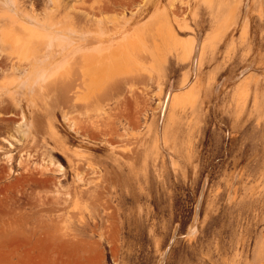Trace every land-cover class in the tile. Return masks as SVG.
Returning a JSON list of instances; mask_svg holds the SVG:
<instances>
[{
	"label": "rangeland",
	"instance_id": "1",
	"mask_svg": "<svg viewBox=\"0 0 264 264\" xmlns=\"http://www.w3.org/2000/svg\"><path fill=\"white\" fill-rule=\"evenodd\" d=\"M19 2L64 31L135 32L120 68L0 40V264H160L176 227L164 264H264V0Z\"/></svg>",
	"mask_w": 264,
	"mask_h": 264
},
{
	"label": "bare ground",
	"instance_id": "2",
	"mask_svg": "<svg viewBox=\"0 0 264 264\" xmlns=\"http://www.w3.org/2000/svg\"><path fill=\"white\" fill-rule=\"evenodd\" d=\"M1 1L3 2L2 4H7V5L12 4V6H10V7H13L12 9L10 7H7L8 9L5 10L6 6L3 7V5L0 4V5H2V8L0 7V10L4 8V10L2 11L3 13L0 11V13H1L0 16H3V15L8 16V18L11 19V20L9 19L8 21H6L7 19L5 20L4 18L1 17V19H2V20H0V40L1 41L5 40L6 38H10L9 40H11L13 42V46L15 47L22 42V35L27 40H33V39H36L39 37H45L47 39V43L49 46L53 45V44H51V42H53V41L58 42L60 40H63L65 42V47L71 48L70 54H72L73 56L80 57L82 60L80 58L79 59L81 60L82 64L87 63L91 59H95L97 62H99L98 60H105L107 63H110L112 60H114L112 67L117 66L120 68L121 67L120 62L127 60L126 58H127L128 54L124 53V51L127 49L126 48L127 46L125 47L127 39L124 40V38H126L127 34H129V37H132L133 33L135 32V30L132 29L133 28L132 27L133 18L128 19L125 23H123L121 26V29L116 31L112 35H109L105 32H96V31H94V32H91V31L82 32V31H79L76 29L71 30V31H64L62 29L56 28L55 25H52L53 22L47 16V12H45L44 16L42 18H40L34 14V10H32V9H30L31 11L26 10L28 8L25 9L24 5L21 4L19 2V0H0V3H1ZM3 19L5 21H3ZM160 19H161V17H160ZM160 19L158 20L159 21L158 24H160V22H161L162 26L160 27V25L157 24V26H159V28L157 27L158 29H155V30L159 31V29H160L161 33L164 30V32L167 34L168 37L177 39L178 34L175 35L176 32L174 30L175 27H174V24L172 22V19L167 14H165V17L163 14L164 22H162V19L161 20ZM16 28L19 31L16 30ZM160 35H164V34L162 33ZM135 36H134V38H135ZM192 38H194V37H192ZM48 39H49V41H48ZM197 43H198L197 40L191 39V38H190V40H185V41L177 39V41H176V44H177L176 46H178V51H177L178 55L177 56L187 59V58H191L192 56L195 55V58H196V50L198 47ZM5 44H7V41ZM5 44H3L2 47H4ZM1 45H2V43H1ZM176 50H177V47H176ZM193 52H194V54H193ZM125 56H126V58H125ZM127 61H126V63H127ZM132 61H133V59H132ZM123 64L125 65L124 62H123ZM101 66H102V69L105 71L106 68L102 64H101ZM40 67H42V66H40ZM38 71L43 72V71H45V69L41 68V69H38ZM27 74H29V76H32V74H34V71L30 70V68H29ZM26 77H27V75H26ZM34 77H36V76L34 75ZM25 78H24V80H25ZM26 80H27V78H26ZM26 80L24 82H26ZM28 80H29V77H28ZM30 80H32V78H30ZM35 80H36V78H35ZM21 81H23V80H21ZM29 81H27V82H29ZM185 82L186 83L183 85V87H180V88H185V86H187L188 81H185ZM245 84L243 85V87L245 86ZM193 90H194V84L191 85L189 88L185 89L184 90L185 92L182 91V94L181 93L180 94L181 95H184V93H186V95L189 94L190 96L188 95L187 97L190 99H194L196 97L193 94L192 95L194 97L191 96V92H193ZM169 97H170V101H171L174 97V93H172V95L169 96V93L166 92L162 110L167 105V100ZM184 97L185 96H183V98ZM187 97H185V98H187ZM187 102H189V101L187 100ZM190 231H192V229ZM194 231H195V229H194ZM196 234H197V232L193 235H196ZM193 237H195V236H193ZM190 238H191V234H190Z\"/></svg>",
	"mask_w": 264,
	"mask_h": 264
},
{
	"label": "water",
	"instance_id": "3",
	"mask_svg": "<svg viewBox=\"0 0 264 264\" xmlns=\"http://www.w3.org/2000/svg\"><path fill=\"white\" fill-rule=\"evenodd\" d=\"M198 54L200 52V46H198ZM196 66H197V59L194 61L193 63V67H192V71H193V79L192 81L194 80L195 76H196ZM174 83L171 82L167 91L169 93V96L172 95V93L174 92ZM169 102H170V97L168 98L167 100V105L164 107L163 111H162V114L160 116V123L162 124L164 119H165V116H166V113H167V110H168V105H169ZM206 188H207V180L205 179L202 183V186H201V190H200V193H199V196H198V200H197V203L195 205V209H194V215H193V220H192V225L191 227H195L199 218H200V211H201V207H202V203H203V200H204V196H205V192H206ZM177 233H178V227L175 228L174 232H173V235L171 237V240L167 246V249L164 253V256H163V260L160 262V264H164V261H165V258L167 257L168 253L170 252V249L172 248L175 240H176V237H177Z\"/></svg>",
	"mask_w": 264,
	"mask_h": 264
}]
</instances>
